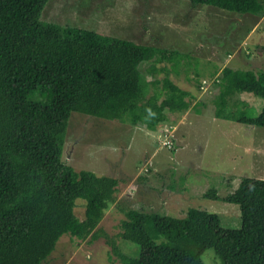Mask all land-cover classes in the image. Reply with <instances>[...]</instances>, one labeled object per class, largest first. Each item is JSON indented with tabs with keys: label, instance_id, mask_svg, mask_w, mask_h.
<instances>
[{
	"label": "trees",
	"instance_id": "16d2710c",
	"mask_svg": "<svg viewBox=\"0 0 264 264\" xmlns=\"http://www.w3.org/2000/svg\"><path fill=\"white\" fill-rule=\"evenodd\" d=\"M48 1L0 0V264H44L64 235L91 243L106 237L121 264H205L208 249L221 264H264V180L250 177L225 197L216 189L206 193L240 207V229L224 228L219 215L195 208L183 218L129 209L120 237L139 246L137 256L98 231L120 180L64 163L71 116L156 130L167 110L189 109L194 96L170 79L167 67L164 80L152 83L141 66L152 62L156 74L158 63L177 72L183 60L191 63L177 50L41 21ZM189 1L264 15V0ZM256 51L264 55V45ZM219 73L218 116L264 128V105L256 117L227 112L236 94L264 99V71L226 67ZM80 200L83 219L76 214Z\"/></svg>",
	"mask_w": 264,
	"mask_h": 264
},
{
	"label": "rangeland",
	"instance_id": "374dc122",
	"mask_svg": "<svg viewBox=\"0 0 264 264\" xmlns=\"http://www.w3.org/2000/svg\"><path fill=\"white\" fill-rule=\"evenodd\" d=\"M41 21L92 30L188 54L178 72L169 62H152L141 70L153 83L167 76L190 91L191 107L166 111L168 119L156 130L139 123L117 122L73 113L69 121L63 161L76 170L118 178L115 202L98 226L121 250L139 255V246L122 239L121 223L135 209L183 218L192 209L219 215L224 228L240 229L238 205L206 197L216 189L220 197L235 191L245 177L264 180V128L237 123L217 114L218 83L226 67L264 71V15H237L189 0H49ZM217 74V75H216ZM199 75V76H198ZM199 81L201 87L199 88ZM162 83L152 86L153 93ZM264 99L236 94L228 113L258 116ZM171 142V143H170ZM76 214L84 217V201ZM205 264H221L214 249ZM44 264H121L106 237L90 242L64 235Z\"/></svg>",
	"mask_w": 264,
	"mask_h": 264
},
{
	"label": "built area",
	"instance_id": "2783aa9c",
	"mask_svg": "<svg viewBox=\"0 0 264 264\" xmlns=\"http://www.w3.org/2000/svg\"><path fill=\"white\" fill-rule=\"evenodd\" d=\"M171 143V142H170Z\"/></svg>",
	"mask_w": 264,
	"mask_h": 264
}]
</instances>
